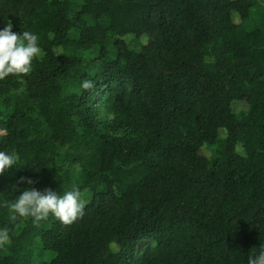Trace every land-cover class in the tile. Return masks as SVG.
<instances>
[{
	"label": "trees",
	"instance_id": "trees-1",
	"mask_svg": "<svg viewBox=\"0 0 264 264\" xmlns=\"http://www.w3.org/2000/svg\"><path fill=\"white\" fill-rule=\"evenodd\" d=\"M259 2L0 0V28L44 53L0 81V150L19 156L0 198L77 187L85 205L71 225L0 207V264H247L264 244Z\"/></svg>",
	"mask_w": 264,
	"mask_h": 264
},
{
	"label": "clouds",
	"instance_id": "clouds-1",
	"mask_svg": "<svg viewBox=\"0 0 264 264\" xmlns=\"http://www.w3.org/2000/svg\"><path fill=\"white\" fill-rule=\"evenodd\" d=\"M11 21L3 24L0 28V81L9 76L26 77L33 67V61L41 58L44 53L39 44V36L30 30L17 33L13 30ZM53 34L49 33V39ZM80 87L84 90L91 89L93 83L85 79ZM19 156L17 153L0 150V175L10 168H18ZM19 184H33L32 180L18 181ZM13 199L4 200L0 198V207L8 211L10 222L18 219L31 218L34 225L48 219L49 215L54 217L63 225H71L83 215L84 203L81 199L79 188L72 187L60 194L51 190H37L34 187L19 188L12 187ZM11 245V235L8 227H0V249ZM247 264H264V244L259 251L248 256Z\"/></svg>",
	"mask_w": 264,
	"mask_h": 264
},
{
	"label": "rangeland",
	"instance_id": "rangeland-1",
	"mask_svg": "<svg viewBox=\"0 0 264 264\" xmlns=\"http://www.w3.org/2000/svg\"><path fill=\"white\" fill-rule=\"evenodd\" d=\"M264 10V1L260 0L258 5L252 9L253 19L256 18ZM235 111L238 113L246 108L242 105H235Z\"/></svg>",
	"mask_w": 264,
	"mask_h": 264
}]
</instances>
